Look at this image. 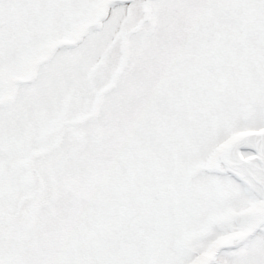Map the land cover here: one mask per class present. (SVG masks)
<instances>
[{"label":"snow or ice","instance_id":"obj_1","mask_svg":"<svg viewBox=\"0 0 264 264\" xmlns=\"http://www.w3.org/2000/svg\"><path fill=\"white\" fill-rule=\"evenodd\" d=\"M0 264H264V0H0Z\"/></svg>","mask_w":264,"mask_h":264}]
</instances>
